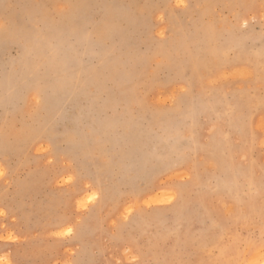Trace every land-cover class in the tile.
Masks as SVG:
<instances>
[{
    "label": "rangeland",
    "instance_id": "rangeland-1",
    "mask_svg": "<svg viewBox=\"0 0 264 264\" xmlns=\"http://www.w3.org/2000/svg\"><path fill=\"white\" fill-rule=\"evenodd\" d=\"M259 258L264 0H0V264Z\"/></svg>",
    "mask_w": 264,
    "mask_h": 264
},
{
    "label": "bare ground",
    "instance_id": "bare-ground-1",
    "mask_svg": "<svg viewBox=\"0 0 264 264\" xmlns=\"http://www.w3.org/2000/svg\"><path fill=\"white\" fill-rule=\"evenodd\" d=\"M108 19H109V16H106L104 19H103V24L99 27V30H102V29H106L107 28V26L109 25V22H108ZM156 149V148H155ZM151 159V158H150ZM159 195V194H158ZM95 197V195H92L91 197H90V199L91 200H93V199H95L94 198ZM86 201H88V200H86ZM165 203V202H164ZM64 230H67V232L65 231V233H69V229H64ZM71 232V231H70ZM238 241V240H237ZM260 259V258H259ZM250 260H251V258H250ZM263 261V260H262ZM262 261H261V259H260V261H257V259L256 260H253L252 262H251V264H264V263H262ZM242 264V263H241Z\"/></svg>",
    "mask_w": 264,
    "mask_h": 264
}]
</instances>
